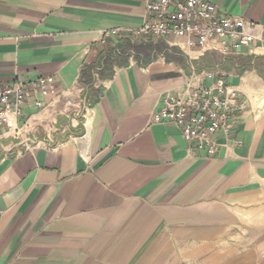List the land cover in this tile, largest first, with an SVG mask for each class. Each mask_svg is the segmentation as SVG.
I'll list each match as a JSON object with an SVG mask.
<instances>
[{
	"label": "crops",
	"instance_id": "0c3cea01",
	"mask_svg": "<svg viewBox=\"0 0 264 264\" xmlns=\"http://www.w3.org/2000/svg\"><path fill=\"white\" fill-rule=\"evenodd\" d=\"M208 1L255 25L232 54L264 60V0ZM147 2L0 0V86L52 76L56 90L0 126V264H264L263 73L214 66L247 106L213 156L152 120L162 94L210 84L194 66L211 52L173 39L187 60L81 80L108 48L163 40L133 34Z\"/></svg>",
	"mask_w": 264,
	"mask_h": 264
},
{
	"label": "built area",
	"instance_id": "2783aa9c",
	"mask_svg": "<svg viewBox=\"0 0 264 264\" xmlns=\"http://www.w3.org/2000/svg\"><path fill=\"white\" fill-rule=\"evenodd\" d=\"M146 8L147 19L133 30L135 36L144 39L153 35L172 43L173 39L183 38L189 50L198 48L201 54L215 51L229 55L240 52L257 38L254 24L221 11L208 0H148ZM204 78L210 84H187L176 95L162 94L152 114L155 123L176 125L190 144V154L195 156L215 155L218 136H230L247 106L220 71H204ZM55 93L52 76L17 79L1 85L0 126L12 127L32 96L35 105L43 109L45 99Z\"/></svg>",
	"mask_w": 264,
	"mask_h": 264
},
{
	"label": "rangeland",
	"instance_id": "374dc122",
	"mask_svg": "<svg viewBox=\"0 0 264 264\" xmlns=\"http://www.w3.org/2000/svg\"><path fill=\"white\" fill-rule=\"evenodd\" d=\"M121 53V52H120ZM120 55H125L131 58H140L141 59H151L154 60L158 57H165L167 59H183L187 60L186 54L180 48V46L170 44L165 40H158L150 44H144L142 46L131 47L128 52L125 54L121 53ZM196 72H207L211 70H216L215 65L222 64V67L230 69L233 67L234 71L250 69L256 66L261 73L264 75V60L253 59L252 57L240 56L237 54L225 55L220 52H211V55L207 56L206 59L201 58L200 60L195 61Z\"/></svg>",
	"mask_w": 264,
	"mask_h": 264
},
{
	"label": "trees",
	"instance_id": "16d2710c",
	"mask_svg": "<svg viewBox=\"0 0 264 264\" xmlns=\"http://www.w3.org/2000/svg\"><path fill=\"white\" fill-rule=\"evenodd\" d=\"M149 41L147 44H150ZM131 46L129 44H121L117 47L108 48L105 54L101 57V62L85 65L81 73V80L93 86L95 80V73L98 72L100 78H111L115 72L114 68L120 66H126L129 64L128 55H120L121 53L125 54L130 50ZM121 52V53H120ZM151 59H146L145 62H149Z\"/></svg>",
	"mask_w": 264,
	"mask_h": 264
}]
</instances>
